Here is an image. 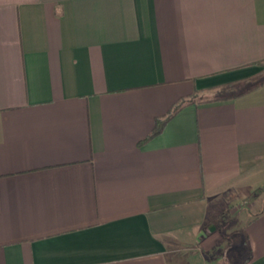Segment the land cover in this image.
I'll return each instance as SVG.
<instances>
[{
    "label": "crops",
    "instance_id": "crops-1",
    "mask_svg": "<svg viewBox=\"0 0 264 264\" xmlns=\"http://www.w3.org/2000/svg\"><path fill=\"white\" fill-rule=\"evenodd\" d=\"M262 188L264 0H0V264H173Z\"/></svg>",
    "mask_w": 264,
    "mask_h": 264
},
{
    "label": "rangeland",
    "instance_id": "rangeland-1",
    "mask_svg": "<svg viewBox=\"0 0 264 264\" xmlns=\"http://www.w3.org/2000/svg\"><path fill=\"white\" fill-rule=\"evenodd\" d=\"M261 193V196L264 197V188H262ZM252 194L247 196L243 201L229 207L225 212V214H229V217L228 221L223 224L224 227L221 226V233L224 237L223 245L227 244L224 249L218 246L217 243L212 249L198 251L193 254L190 253L191 255L185 252H175L173 254V264H230L227 260V255H231L238 249L241 251L236 262L234 261L233 263L240 264L247 257V243L242 236V227L250 213H253L257 208V204L260 203L258 200L256 201V205L252 207V201L258 198L257 196L252 198ZM228 222L229 226L227 227Z\"/></svg>",
    "mask_w": 264,
    "mask_h": 264
},
{
    "label": "trees",
    "instance_id": "trees-1",
    "mask_svg": "<svg viewBox=\"0 0 264 264\" xmlns=\"http://www.w3.org/2000/svg\"><path fill=\"white\" fill-rule=\"evenodd\" d=\"M185 103V100H181V101H179V102H177V103H175L174 105H173V107L171 108V110L166 114V115H164L163 117H161V118H157L156 120H155V125H154V128H153V130L151 131V133H150V135L146 138V139H149V138H151L152 136H154V135H156V134H158V133H160L161 132V130H162V128H163V126H164V124H165V122L169 119V118H171L182 106H183V104ZM259 190H256L255 192H254V194L252 195V198H254V197H256V196H258V194H259ZM247 253V257L240 263V264H246L247 262H248V255L250 254V251H249V249H247V251H246ZM239 253H240V251H239V249L238 250H235L231 255L229 254V255H227V260H228V262L230 263V264H234L233 262L235 261L236 262V259H237V257L239 256Z\"/></svg>",
    "mask_w": 264,
    "mask_h": 264
}]
</instances>
